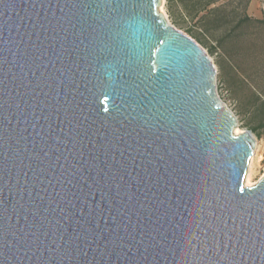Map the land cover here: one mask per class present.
I'll return each instance as SVG.
<instances>
[{
  "label": "water",
  "instance_id": "obj_1",
  "mask_svg": "<svg viewBox=\"0 0 264 264\" xmlns=\"http://www.w3.org/2000/svg\"><path fill=\"white\" fill-rule=\"evenodd\" d=\"M162 3L0 0V264H264L255 137Z\"/></svg>",
  "mask_w": 264,
  "mask_h": 264
},
{
  "label": "rangeland",
  "instance_id": "obj_2",
  "mask_svg": "<svg viewBox=\"0 0 264 264\" xmlns=\"http://www.w3.org/2000/svg\"><path fill=\"white\" fill-rule=\"evenodd\" d=\"M244 2L232 0L225 4L219 24L207 30L199 21L203 12L191 17L180 0H163L161 10L171 24L194 38L213 61L217 92L237 119L234 131H252L255 146L243 179L245 185H252L264 175V0H249L246 7L249 16L263 21L239 24ZM248 172L250 184L245 183Z\"/></svg>",
  "mask_w": 264,
  "mask_h": 264
},
{
  "label": "trees",
  "instance_id": "obj_3",
  "mask_svg": "<svg viewBox=\"0 0 264 264\" xmlns=\"http://www.w3.org/2000/svg\"><path fill=\"white\" fill-rule=\"evenodd\" d=\"M220 0H180L183 9L189 14L191 17L196 16L200 12H203L199 16L200 23L207 30L208 28L215 27L219 24V21L222 19V15L220 13L221 9L225 4L231 2L232 0H224L222 3L217 4ZM249 0H245L244 4L240 9V17L238 19L239 24L244 22H261L263 20L258 18H252L246 12V7L248 5ZM264 105V101L262 102Z\"/></svg>",
  "mask_w": 264,
  "mask_h": 264
},
{
  "label": "bare ground",
  "instance_id": "obj_4",
  "mask_svg": "<svg viewBox=\"0 0 264 264\" xmlns=\"http://www.w3.org/2000/svg\"><path fill=\"white\" fill-rule=\"evenodd\" d=\"M239 131H240L239 128H236L234 132L235 133H239ZM245 183L246 184H250V182H249V172L246 174Z\"/></svg>",
  "mask_w": 264,
  "mask_h": 264
},
{
  "label": "snow or ice",
  "instance_id": "obj_5",
  "mask_svg": "<svg viewBox=\"0 0 264 264\" xmlns=\"http://www.w3.org/2000/svg\"><path fill=\"white\" fill-rule=\"evenodd\" d=\"M107 98V97H106Z\"/></svg>",
  "mask_w": 264,
  "mask_h": 264
}]
</instances>
